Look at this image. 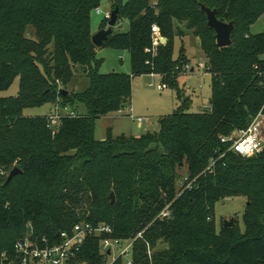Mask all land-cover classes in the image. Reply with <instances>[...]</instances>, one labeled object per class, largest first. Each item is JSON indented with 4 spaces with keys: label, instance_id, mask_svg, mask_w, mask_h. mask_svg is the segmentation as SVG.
<instances>
[{
    "label": "trees",
    "instance_id": "obj_1",
    "mask_svg": "<svg viewBox=\"0 0 264 264\" xmlns=\"http://www.w3.org/2000/svg\"><path fill=\"white\" fill-rule=\"evenodd\" d=\"M99 2L0 0V91L10 87L16 69L23 70L15 102L0 96L6 123L0 127L5 141L0 167L15 160L20 170L0 183V264L30 228L54 242L58 231L76 223L102 221L115 238L130 239L141 231L132 245V264H264V147L242 156L227 151L229 143L220 140L233 129H245L259 111L264 114V32L249 31L264 14V0H110L118 7L117 21L128 19V28L112 29L103 46L129 52L128 74L98 70L89 16ZM201 4L215 9L219 20L233 22L231 45L216 46ZM173 20L195 29L207 57L206 111L186 110L189 97L181 95L176 79L184 64L173 57L174 38L183 34L174 31ZM28 24L34 39L24 36ZM152 26L166 42L153 45ZM74 65L82 67L89 86L63 95L60 87L73 77ZM144 74L159 75L175 91L176 111L161 116L158 132L113 137L109 128L104 139L95 140V121L127 106L131 78ZM58 98L60 109L77 115L60 116L52 129L47 116L20 120L14 115ZM79 104L85 112L78 111ZM221 153L224 157L204 171ZM184 165L192 185L180 192L178 169ZM240 195L246 199L242 234L223 224L215 233V202ZM165 208L167 215L159 217ZM157 241L164 248L149 254ZM80 258L86 264L107 262L96 238L86 241ZM124 262L120 257L113 264Z\"/></svg>",
    "mask_w": 264,
    "mask_h": 264
},
{
    "label": "rangeland",
    "instance_id": "obj_2",
    "mask_svg": "<svg viewBox=\"0 0 264 264\" xmlns=\"http://www.w3.org/2000/svg\"><path fill=\"white\" fill-rule=\"evenodd\" d=\"M101 12L106 10L114 9V6L110 0H100L99 5H97ZM91 24V34L95 33L100 28H106L107 23L103 27L101 25L104 22L102 14H98L96 9H94L89 16ZM128 28V19L119 18L116 24L112 27L114 32H124ZM173 28L175 32L182 33V38L177 36L173 41L174 53L173 57H181L183 66L178 72L177 80L178 86L180 88L181 95L189 97V106L186 109L188 112H201L209 109L210 104V84L211 78L205 69L198 67L200 63L206 62L207 57H205L203 51L199 47V38L194 35L195 29L187 30L185 28V23L180 24L177 20H173ZM250 33H262L264 32V14L259 17L254 23L249 27ZM24 36L34 39L35 30L31 24H28L24 31ZM166 42V38L165 41ZM49 46V51L51 49ZM183 48V51H181ZM96 57L100 58L99 72L100 73H111L120 72L128 74L131 69L130 65V54L124 50H117L109 47H95ZM181 51V53H180ZM47 53L45 54V56ZM48 56V55H47ZM264 59V53L261 55ZM180 61V60H179ZM51 62V61H50ZM51 64V63H50ZM189 66L185 70L186 66ZM75 67L74 75L70 79L69 83L60 89L67 90L70 92H82L89 86L88 78L85 76L82 67L74 65ZM26 70V69H25ZM29 71V70H28ZM23 70L16 69V75L14 76L12 83L8 89L0 91V96H10L11 99L16 98L19 91V77ZM131 100L129 104L124 108H121L118 112L110 113L106 116L99 117L94 124V139L102 140L107 135V130L111 129L112 136H118L124 134L126 136L134 135L138 136L145 134V132H158L160 126L158 120L161 116L169 115L176 111L178 104L180 103L175 91L170 89L168 86L163 89H158L157 87L163 83L159 75H136L131 78ZM12 99V102H15ZM63 100L58 98L56 103L44 104L36 107H24L20 111L14 113L16 119L26 118L30 120H36L39 116H47V122L49 123V116L52 115L54 111L51 107H58V104H62ZM54 107V108H55ZM51 109V111H49ZM78 111L80 113L85 112L83 104L78 105ZM63 112V111H62ZM46 118V117H45ZM141 118L142 122H138L137 119ZM6 124V123H5ZM3 120L0 117V127L5 128ZM8 124V123H7ZM260 124L262 128L261 139L262 148L264 147V114L260 119ZM51 129V125L49 126ZM239 131L233 129L227 136H236ZM14 136L13 134H11ZM9 136V135H5ZM5 136L3 138H5ZM0 142L5 143L2 137H0ZM17 166V161L6 165L5 167H0V183L7 180V175ZM19 169V168H18ZM180 175L186 174L185 165L178 169ZM20 179L16 180L18 182ZM113 193V192H111ZM110 193V194H111ZM110 196V195H109ZM115 198V196H114ZM246 204V199L243 196H232L226 197L224 200H219L215 202L213 206V218L215 223V233L218 232L221 224L227 219H233L235 228V233L237 235L242 234L244 229V223L242 218V213ZM101 223H104L103 221ZM100 223V224H101ZM165 243H160L157 241V245L149 249V254L156 252V250L164 248Z\"/></svg>",
    "mask_w": 264,
    "mask_h": 264
},
{
    "label": "built area",
    "instance_id": "obj_3",
    "mask_svg": "<svg viewBox=\"0 0 264 264\" xmlns=\"http://www.w3.org/2000/svg\"><path fill=\"white\" fill-rule=\"evenodd\" d=\"M96 12L102 14L104 19L110 20L111 11L106 10L101 12L99 7H96ZM153 45L156 46L162 42V37L158 33V28L152 26ZM201 69H207V63L203 62L198 65ZM189 66L185 67L187 70ZM166 84L162 83L157 88L163 89ZM63 111V112H62ZM70 115L76 116L77 113L69 108L60 109L56 107L52 115L49 116V125H55L60 116ZM263 116L262 111H259L251 120L249 125L240 130L236 136L220 137L221 142L229 143L227 151H232L237 155L252 156L262 149V128L260 119ZM142 122L141 118L137 119ZM225 153V152H224ZM224 153L218 155V158L212 157L208 166L204 171H209L214 166L215 162L224 157ZM192 181L187 175H182L178 178L177 187L180 192L189 189ZM167 215L166 208L159 213V217ZM57 240L51 242L45 236H36L31 228L25 232L22 238H19L13 245V253L7 259L6 264H86L80 258V252L88 239H99V247L101 252L107 256L105 264H113L118 258L124 259V264H132L131 249L133 242L141 237V231L137 232L133 238L122 239L112 237V228L109 224L101 223L92 225L89 222H80L74 224L70 230H61L56 233ZM4 257V253L2 254Z\"/></svg>",
    "mask_w": 264,
    "mask_h": 264
},
{
    "label": "water",
    "instance_id": "obj_4",
    "mask_svg": "<svg viewBox=\"0 0 264 264\" xmlns=\"http://www.w3.org/2000/svg\"><path fill=\"white\" fill-rule=\"evenodd\" d=\"M201 10L205 13V16L207 18V25L215 32V44L217 47H226L231 45V33L233 29V22L229 21H223L219 20L216 16V10L211 9L205 4H201ZM117 13H118V7H115L111 10V16L110 20L107 23L106 28H100L95 33L91 34V41L95 47H102L104 45V42L108 38L109 34L112 32V27L115 25L117 21ZM165 41V38H162V42ZM60 92L63 95L67 94V90L60 89ZM54 128V125H52L51 129ZM20 170L15 167L7 175V180L10 181L12 179V176L19 173ZM110 202H114V193H111L110 196ZM234 225L233 219L225 220L223 222V227H231Z\"/></svg>",
    "mask_w": 264,
    "mask_h": 264
},
{
    "label": "crops",
    "instance_id": "obj_5",
    "mask_svg": "<svg viewBox=\"0 0 264 264\" xmlns=\"http://www.w3.org/2000/svg\"><path fill=\"white\" fill-rule=\"evenodd\" d=\"M150 75H155V74H150ZM179 80V79H178ZM55 106H53V107H51V109H53V110H55V108H54ZM51 109H49V111H51Z\"/></svg>",
    "mask_w": 264,
    "mask_h": 264
}]
</instances>
